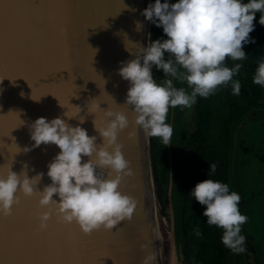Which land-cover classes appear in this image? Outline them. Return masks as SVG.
Returning <instances> with one entry per match:
<instances>
[{
    "label": "water",
    "instance_id": "1",
    "mask_svg": "<svg viewBox=\"0 0 264 264\" xmlns=\"http://www.w3.org/2000/svg\"><path fill=\"white\" fill-rule=\"evenodd\" d=\"M146 1L125 0L137 9L133 12L123 0H67L62 20L57 0H0V74L21 75L0 80V174L6 175L10 167L19 173L26 165L29 177L45 173L36 186L43 190L51 183L48 162L60 149L54 143L31 147L30 123L39 116L57 115L70 124L80 123L71 116L86 115V101L94 97L103 108L128 113L130 124L120 131L118 141L133 174L123 177L120 189L138 202L132 218L111 231L101 227L86 234L77 222H63L53 214L48 228L41 230L43 236H37L38 213L45 208L38 192L26 196L18 191L19 210L14 203L13 215H0V264L60 259L67 242L82 248L88 264H142L147 251L142 245L150 241L157 264H170L176 243L171 195L167 218L155 196L149 135L131 122L133 113L122 104L129 82L117 71L120 61L131 58L124 41L126 46H131L129 39L144 44L141 10ZM137 20L144 25L140 31ZM93 117L87 114L82 126L90 135L97 134L99 143ZM53 198L59 199L55 193Z\"/></svg>",
    "mask_w": 264,
    "mask_h": 264
},
{
    "label": "clouds",
    "instance_id": "2",
    "mask_svg": "<svg viewBox=\"0 0 264 264\" xmlns=\"http://www.w3.org/2000/svg\"><path fill=\"white\" fill-rule=\"evenodd\" d=\"M123 3L137 11L125 0ZM141 11L145 19L162 26L166 38L150 39L147 45L129 39L131 46H126L124 41L131 58L120 61L117 69L129 82L122 104L133 113L135 126L168 145L174 130L167 121L170 107L190 108L198 97L207 98L221 87L231 86L234 95L240 94L241 82L235 77L247 59L243 45L255 43L250 33L256 27L257 12L259 23L264 25V0H150ZM135 25L137 31L144 26L139 20ZM228 59L240 62L229 65ZM154 66L162 70V79L154 76ZM252 79L264 87V56L257 61ZM100 105L94 97L86 101V115L94 114L99 143L97 134L90 135L82 126L86 115L71 116L80 121L75 125L60 115L51 119L39 116L30 123L31 147L54 143L60 149L47 165L51 183L40 190L36 186L44 172L29 177L26 165L19 173L10 167L6 175L0 174V215L11 213L20 191L26 196L38 192L39 204L45 208L38 213L40 228L47 227L53 212L63 222H77L86 234L101 227L111 231L119 222L132 218L137 199L123 192L120 184L133 169L118 141L120 131L130 124L129 116L123 110ZM216 168V163H210L207 178L197 181L190 194L206 206L203 215L207 224L222 229L224 246L241 253L246 250L241 229L248 216L240 211V194L227 182L213 178ZM172 185L171 180L169 195ZM54 193L59 199L53 198ZM194 232L197 237L203 235L199 226ZM150 243L142 245L147 250L142 264H157V252ZM170 264H181L175 248Z\"/></svg>",
    "mask_w": 264,
    "mask_h": 264
},
{
    "label": "trees",
    "instance_id": "3",
    "mask_svg": "<svg viewBox=\"0 0 264 264\" xmlns=\"http://www.w3.org/2000/svg\"><path fill=\"white\" fill-rule=\"evenodd\" d=\"M259 16L257 12L256 27L250 33L255 43L243 45L247 59L235 77L241 82L240 94L234 95L231 86L221 87L207 98L198 97L190 108L170 107L171 143L165 145L159 137L149 136L155 196L167 218L172 170L175 242L185 264H264V235L255 220V204L264 194V87L252 79L257 61L264 56V25ZM161 37L166 38L162 26L153 23L151 40ZM153 74L158 80L163 78L162 70L155 66ZM213 162L217 165L213 178L227 182L240 194V211L248 216L241 229L246 236V250L241 253L224 246L222 229L207 224L206 206L190 194L197 181L207 178ZM252 163L259 166L258 176L248 171ZM197 226L203 233L200 237L194 232Z\"/></svg>",
    "mask_w": 264,
    "mask_h": 264
},
{
    "label": "snow or ice",
    "instance_id": "4",
    "mask_svg": "<svg viewBox=\"0 0 264 264\" xmlns=\"http://www.w3.org/2000/svg\"><path fill=\"white\" fill-rule=\"evenodd\" d=\"M57 2H58V7L61 10V18L63 20L64 7L67 3V0H57ZM17 76H21V75L14 76L8 73H3V74H0V79H3L4 77H8V78L12 77L13 79H15ZM15 204L17 205V210H19V207L21 205V197L18 198ZM52 207L54 208V205ZM53 214H56V213L53 212L52 215ZM10 215H13V209L10 214L2 215V216L7 217ZM77 226H79V224H77ZM47 228H48V225L45 228L35 229L34 232L37 236H43V233L41 230H46ZM61 251H62L63 258L46 260V261H43L42 264H88L86 255L83 253L82 248L77 249L73 244H70L69 242H67L66 245L61 246ZM37 264H41V262H37Z\"/></svg>",
    "mask_w": 264,
    "mask_h": 264
},
{
    "label": "rangeland",
    "instance_id": "5",
    "mask_svg": "<svg viewBox=\"0 0 264 264\" xmlns=\"http://www.w3.org/2000/svg\"><path fill=\"white\" fill-rule=\"evenodd\" d=\"M150 0L145 2V7H147ZM153 27V23L147 19H145V37H144V45H147L148 41L151 39V30ZM150 33V35H149ZM259 166L256 163H252L251 166L248 167V171L252 176H258L256 173ZM264 185V184H263ZM262 185V186H263ZM255 208L257 210V213L255 215V220L258 222V228L261 229V232L264 235V194L259 198V200L255 204ZM175 250L176 252L181 256V263L185 264L183 260V255L180 250V247L175 243Z\"/></svg>",
    "mask_w": 264,
    "mask_h": 264
}]
</instances>
